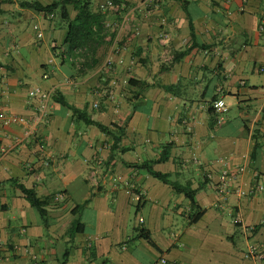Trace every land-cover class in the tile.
<instances>
[{
  "label": "crops",
  "instance_id": "crops-1",
  "mask_svg": "<svg viewBox=\"0 0 264 264\" xmlns=\"http://www.w3.org/2000/svg\"><path fill=\"white\" fill-rule=\"evenodd\" d=\"M27 1L0 0V264H264V0H121L111 41L78 62L56 56L66 23ZM144 163L196 191L184 232L189 202Z\"/></svg>",
  "mask_w": 264,
  "mask_h": 264
},
{
  "label": "trees",
  "instance_id": "trees-1",
  "mask_svg": "<svg viewBox=\"0 0 264 264\" xmlns=\"http://www.w3.org/2000/svg\"><path fill=\"white\" fill-rule=\"evenodd\" d=\"M119 4L121 0H113ZM22 7L29 8L37 13L44 14L45 17L53 15L52 21L66 23V29L62 40V47L57 53V57L61 61L68 62L69 57L86 58L87 54H94L101 46L106 44V37H112L106 23L109 20V12L101 13L98 9V3L95 0H57L48 5H42L38 1H27L20 4ZM70 10L74 13L70 15ZM120 12L115 13L118 15ZM94 52V53H93ZM73 66V64H72ZM57 103L66 107L71 111L72 115L82 121L86 125H94L101 132L107 133V128L91 120L86 112V108L79 110L69 105L61 96H53ZM168 160V149L165 148L159 155V158L151 164H156ZM144 168L150 176L160 182L170 185L176 192L183 193L185 199L189 202V207L192 210V215H189L190 224L197 222L203 215V210L196 211L195 190L190 186H181L176 182H172L168 174H161L152 170L149 163H144L139 166ZM19 190L23 194L25 200L42 218L45 216V206L47 202L39 199L32 190L23 188L21 185ZM139 237L147 241L148 244L155 247L154 243L149 238L148 232L139 230ZM65 260L67 255L64 257ZM60 264H65L63 260Z\"/></svg>",
  "mask_w": 264,
  "mask_h": 264
},
{
  "label": "built area",
  "instance_id": "built-area-1",
  "mask_svg": "<svg viewBox=\"0 0 264 264\" xmlns=\"http://www.w3.org/2000/svg\"><path fill=\"white\" fill-rule=\"evenodd\" d=\"M155 1L156 0H142L139 3V6L150 7L151 5L154 4ZM121 9H122V6L120 4L115 3L113 0H104V2L100 5V11L102 13H106V12L118 13ZM48 18L52 20L53 15L52 14L49 15ZM123 23H124V21L122 22V24ZM106 27L111 29V25L109 22L106 23ZM260 30H262V26L260 27ZM113 32L114 31H111V34ZM111 39H112L111 36L108 35L106 37L105 41H111ZM163 41H165V39H163ZM69 60H71L73 62L74 61L78 62V60H80V58L69 57ZM111 65H112V59H111V55L109 54L105 59V66L110 68ZM108 94L112 95L113 93L110 90V91H108ZM28 95L31 99H37L39 101L37 112H36V114L32 120V123L34 125H38L39 123H41L44 120V118L47 115V104H48V101L50 99V93L47 91H43L39 88H35V89L30 90ZM96 106L97 105L95 104L93 107L96 108ZM212 108H213V111L216 115V123H218V124L222 123L224 120V115L227 112V108H226L224 102L222 100H217L213 103ZM20 121H22V120H20ZM241 171H242V169H241ZM90 180L93 183V185L95 186L96 185L95 171L91 172ZM257 189L261 190L262 188L258 187ZM251 250H254V249H251ZM257 257L259 258V260L263 259L262 255H257ZM163 263H164V261H163Z\"/></svg>",
  "mask_w": 264,
  "mask_h": 264
},
{
  "label": "rangeland",
  "instance_id": "rangeland-1",
  "mask_svg": "<svg viewBox=\"0 0 264 264\" xmlns=\"http://www.w3.org/2000/svg\"><path fill=\"white\" fill-rule=\"evenodd\" d=\"M103 1V0H102ZM81 124H83V122L81 123ZM184 186V185H183ZM175 198H177L176 196L173 198V200L175 199ZM187 201V200H186ZM134 204H136V202L134 203ZM134 206L135 205H133L132 207H131V210L132 211H134ZM189 209V208H188ZM189 215H192V213H188ZM176 225L174 226V228H173V230L175 231V232H179V233H181V232H184V230H186V228H188L189 226H191V224H190V220H189V218H185V217H183V216H177L176 215ZM227 221H229V218L227 219ZM230 229V228H229ZM228 228H227V230H229ZM238 238H236V242L238 243V244H240V242L241 241H238L237 240ZM244 251H246V249H243Z\"/></svg>",
  "mask_w": 264,
  "mask_h": 264
}]
</instances>
